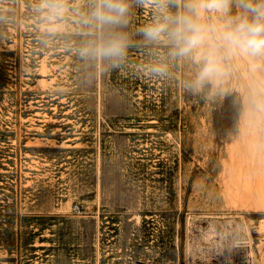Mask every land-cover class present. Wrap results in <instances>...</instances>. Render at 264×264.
Masks as SVG:
<instances>
[{
    "label": "rangeland",
    "instance_id": "obj_1",
    "mask_svg": "<svg viewBox=\"0 0 264 264\" xmlns=\"http://www.w3.org/2000/svg\"><path fill=\"white\" fill-rule=\"evenodd\" d=\"M100 3L0 0V264H264V58L210 31L225 72L193 89L199 53L143 37L156 0Z\"/></svg>",
    "mask_w": 264,
    "mask_h": 264
},
{
    "label": "clouds",
    "instance_id": "obj_2",
    "mask_svg": "<svg viewBox=\"0 0 264 264\" xmlns=\"http://www.w3.org/2000/svg\"><path fill=\"white\" fill-rule=\"evenodd\" d=\"M156 2L158 8L156 18L152 24L142 29L143 37L148 42H159L166 36L172 45L170 55L173 57H189L193 53H199L201 67L189 87L198 89L225 72L218 47L207 44V34L210 31H219L218 39L222 41L221 46L229 53L264 58V0H204V10L216 12L227 18L223 30L210 28L202 23L200 10L191 3L184 4L186 12L172 14L168 8L171 0ZM175 2L179 5L181 0ZM233 3L239 11L235 15H230ZM127 12V0H101L95 16L102 23L119 25L125 22ZM126 48L127 38L118 35L102 50V55L122 58ZM151 70L163 74L167 69L161 65Z\"/></svg>",
    "mask_w": 264,
    "mask_h": 264
},
{
    "label": "trees",
    "instance_id": "obj_3",
    "mask_svg": "<svg viewBox=\"0 0 264 264\" xmlns=\"http://www.w3.org/2000/svg\"><path fill=\"white\" fill-rule=\"evenodd\" d=\"M232 110V107H230L229 97L227 96L225 106L223 107V114L228 116L230 113H232Z\"/></svg>",
    "mask_w": 264,
    "mask_h": 264
},
{
    "label": "bare ground",
    "instance_id": "obj_4",
    "mask_svg": "<svg viewBox=\"0 0 264 264\" xmlns=\"http://www.w3.org/2000/svg\"><path fill=\"white\" fill-rule=\"evenodd\" d=\"M241 152H242V151H241ZM241 152H240V153H241Z\"/></svg>",
    "mask_w": 264,
    "mask_h": 264
}]
</instances>
